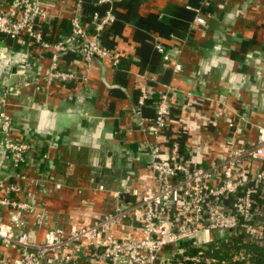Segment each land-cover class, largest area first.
I'll use <instances>...</instances> for the list:
<instances>
[{
	"label": "crops",
	"instance_id": "obj_1",
	"mask_svg": "<svg viewBox=\"0 0 264 264\" xmlns=\"http://www.w3.org/2000/svg\"><path fill=\"white\" fill-rule=\"evenodd\" d=\"M9 1L0 0V10L9 11ZM41 3L53 16L43 28L45 38L67 35L74 0ZM82 4L81 20L92 33L91 13H103L106 6L95 0ZM112 8L115 20L97 40L119 59L117 65L94 58L87 80L42 91L49 52L0 34V90L28 82L7 98L4 110L13 119L12 135L35 142L53 159L45 202L56 227L90 223L109 209L107 193L90 189L97 182L114 188L130 174L132 185L149 186L148 145L159 144L164 159L170 141L178 139L182 157L208 165L225 150L226 137L234 133L239 145L253 144L256 125L264 123V0H113ZM192 8L199 9L205 25L194 22ZM155 43L165 47L169 60ZM176 62L181 70L174 69ZM17 65L23 71L12 73ZM60 65L86 71L81 57L70 51L62 54ZM168 86L167 126L155 138L150 131L155 105ZM140 88L148 95L142 105ZM236 113L250 125L234 132L225 120ZM102 150L115 154L102 155ZM12 171L0 139V178L10 179ZM258 199L264 201V186Z\"/></svg>",
	"mask_w": 264,
	"mask_h": 264
},
{
	"label": "built area",
	"instance_id": "obj_2",
	"mask_svg": "<svg viewBox=\"0 0 264 264\" xmlns=\"http://www.w3.org/2000/svg\"><path fill=\"white\" fill-rule=\"evenodd\" d=\"M9 2V11L0 10V34L49 52L38 90L55 83L87 80L94 58H109L114 66L119 62L97 40L99 32L115 20L113 0H95L106 8L103 13H91L92 33L81 20L83 0H74L69 33L54 40L46 39L43 33L53 16L43 9L41 0ZM192 9L196 12L194 22L205 25L199 9ZM155 47L164 60L170 59L163 45L155 43ZM67 51L81 57L85 73L61 67L60 58ZM174 69L181 70L182 65L176 62ZM27 84L24 81L0 90V139L13 169L11 180L0 178V264H170L174 259L214 264L216 259L203 256L199 250L186 253L178 243L193 238L190 247L198 248L213 239L257 235L264 246V201L258 199L264 186V123L256 125L253 144L239 145L234 133L226 137L225 150L208 165L182 157L178 139L170 141L164 159L159 144L148 145L150 158L145 167L150 172L149 186L132 185L130 174L114 188L97 182L90 189L107 193L112 202L109 209H102L90 223L67 228L51 225L45 197L53 159L48 150L39 151L35 142L14 137L13 119L4 110L7 98ZM170 91L171 87H166L155 105L150 128L155 138L167 126ZM147 98L145 89L140 88L139 105ZM234 117L225 120L234 132L250 125L248 118L237 113ZM230 200L236 204L230 206ZM232 260L234 264H254L245 253L232 256Z\"/></svg>",
	"mask_w": 264,
	"mask_h": 264
},
{
	"label": "trees",
	"instance_id": "obj_3",
	"mask_svg": "<svg viewBox=\"0 0 264 264\" xmlns=\"http://www.w3.org/2000/svg\"><path fill=\"white\" fill-rule=\"evenodd\" d=\"M258 236H232L226 240L213 239L204 243L201 247H190L181 245L186 253L193 254L199 250L207 258L216 259L214 264H234L232 256L245 253L251 257L254 264H264V246L258 242ZM170 264H192V262H181L176 259Z\"/></svg>",
	"mask_w": 264,
	"mask_h": 264
},
{
	"label": "water",
	"instance_id": "obj_4",
	"mask_svg": "<svg viewBox=\"0 0 264 264\" xmlns=\"http://www.w3.org/2000/svg\"><path fill=\"white\" fill-rule=\"evenodd\" d=\"M17 70L18 71H22L23 70L22 65H17V66L12 67L11 72L15 73ZM101 153H102V155H104V154L111 155V153L115 154V152H109V151L106 152L104 150H102ZM100 162H101V158H100ZM128 167L131 168L132 164H129ZM193 241H194L193 238H189V239H186V240H181L178 244L180 246L181 245H190V244H192Z\"/></svg>",
	"mask_w": 264,
	"mask_h": 264
}]
</instances>
